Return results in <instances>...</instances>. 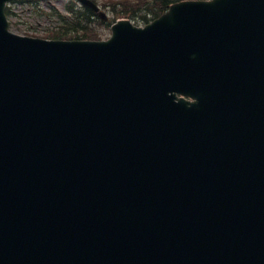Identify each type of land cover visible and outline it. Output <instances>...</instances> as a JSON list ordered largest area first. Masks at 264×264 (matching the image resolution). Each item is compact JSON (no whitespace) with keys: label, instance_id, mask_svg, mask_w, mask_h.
I'll list each match as a JSON object with an SVG mask.
<instances>
[{"label":"water","instance_id":"obj_1","mask_svg":"<svg viewBox=\"0 0 264 264\" xmlns=\"http://www.w3.org/2000/svg\"><path fill=\"white\" fill-rule=\"evenodd\" d=\"M7 1L0 264H264V0L103 40L15 34Z\"/></svg>","mask_w":264,"mask_h":264},{"label":"rangeland","instance_id":"obj_2","mask_svg":"<svg viewBox=\"0 0 264 264\" xmlns=\"http://www.w3.org/2000/svg\"><path fill=\"white\" fill-rule=\"evenodd\" d=\"M69 0H33L28 2L27 0H17L11 4V9L14 15L11 17V22L13 26L10 29L18 34L33 35L44 37L46 30L51 29L57 20L55 16L45 15L44 11H52L54 8L59 11H65V4ZM103 10L108 13L109 21L112 22L115 18L127 17L136 25H144L145 23L151 21L154 18L153 14H146V19L141 18L138 14L134 13L128 9V6H123L120 4L122 0H94ZM132 1V0H130ZM134 5V3L132 2ZM140 5H136L134 9H138ZM115 14H112L111 11ZM117 12V14H116ZM115 15V16H114ZM99 20V19H98ZM94 20L90 23L91 26L98 32L101 36L100 38L105 39L110 35L109 23L99 22Z\"/></svg>","mask_w":264,"mask_h":264},{"label":"trees","instance_id":"obj_3","mask_svg":"<svg viewBox=\"0 0 264 264\" xmlns=\"http://www.w3.org/2000/svg\"><path fill=\"white\" fill-rule=\"evenodd\" d=\"M32 2L33 0H27ZM175 0H122L120 4L123 6L130 5L126 10H130L134 15L138 12L141 18L146 19V14H153L154 17L166 10L168 5ZM134 3V5L132 4ZM136 5H140L138 9H134ZM65 12L44 11L45 15L55 16L57 24L50 31V36L54 38H89L99 39L101 36L90 25L94 20V13L88 7L78 6L73 0H69L65 4ZM144 10V11H143ZM9 15V10L6 11ZM117 14V12H116Z\"/></svg>","mask_w":264,"mask_h":264}]
</instances>
